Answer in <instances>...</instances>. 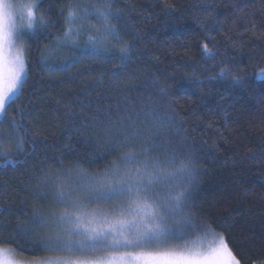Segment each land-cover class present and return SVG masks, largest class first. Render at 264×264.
Segmentation results:
<instances>
[{"label": "snow or ice", "instance_id": "snow-or-ice-1", "mask_svg": "<svg viewBox=\"0 0 264 264\" xmlns=\"http://www.w3.org/2000/svg\"><path fill=\"white\" fill-rule=\"evenodd\" d=\"M42 3L48 7L38 16ZM116 3L71 0L60 8L62 21H57L51 15L55 0H0V171L29 164L19 157H27L24 145L29 138L35 139L33 112L12 105L28 83L33 60L38 68L66 70L83 55L103 53L120 60L111 81L113 86L119 83L116 78L131 58V41L124 39L126 31L120 25L127 13L116 8ZM177 10L174 4L164 8L170 14ZM28 33L34 46L17 48L16 41ZM63 49L69 50L65 56L60 55ZM202 51L211 64L201 71L210 75L186 74L190 80L199 84L218 79L242 82L243 69L230 64L227 57L217 61L219 52L208 49L207 44ZM114 52L118 55H112ZM221 64L224 66L215 71ZM170 90L171 86L159 87V94L167 96ZM128 99L121 97L115 109L98 105L86 117L99 126L105 150L117 153L103 171L85 168L78 157L69 160L63 153L29 165L25 185L29 195L19 201L23 219L0 220V244L68 254L55 257L50 264H225L221 258L226 250L224 236L219 237L218 246L210 244L207 249L190 245L186 239L198 232L215 236V231L214 222L201 218L193 196L199 183L194 149L189 147L194 141L175 139L183 126L182 121L176 123L179 113L171 107L161 112L147 102L148 112L136 110ZM84 107L91 105L82 103V115ZM75 115L65 113L69 121ZM5 144L10 147L4 148ZM248 152L257 162L264 161V149L259 154L252 149ZM4 198L0 193V199ZM6 211L8 207L0 205V216ZM169 238L185 240V244L170 247ZM9 251L0 247V264H16ZM232 264L240 261L232 257Z\"/></svg>", "mask_w": 264, "mask_h": 264}, {"label": "trees", "instance_id": "trees-1", "mask_svg": "<svg viewBox=\"0 0 264 264\" xmlns=\"http://www.w3.org/2000/svg\"><path fill=\"white\" fill-rule=\"evenodd\" d=\"M70 2L55 0L52 18L62 21L60 8ZM173 4L177 11H164ZM47 7L42 3L37 15ZM115 7L127 13L120 25L126 31L124 39L131 41V58L115 86L112 71L120 60L103 53L83 55L66 70L38 68L33 60L28 83L12 108L23 105L33 112L35 139L29 138L24 145L27 157H19L29 164L0 171V193L5 197L0 205L8 207L0 220L23 219L19 201L29 195L25 185L30 164L63 153L69 160L78 157L85 168L103 171L117 153L105 150L99 126L86 117L98 105L115 109L121 97H128L136 110L148 112L146 102L161 112L174 108L179 113L176 123L183 122L175 139L194 141L189 147L194 149L199 183L193 196L201 218L214 222L215 236L192 233L187 242L224 236L231 258L240 264H264V161L257 162L248 152L252 149L259 154L264 149V0H117ZM204 44L219 52L217 61L227 57L230 64L243 69L242 82L218 79L199 84L190 80L186 74L210 75L201 71L211 64L202 51ZM29 46H34L31 33L25 39V48ZM68 51L63 49L60 55ZM153 81H157L155 86ZM166 86L171 90L161 96L159 87ZM81 102L91 105L83 108V115ZM66 112L76 115L69 121ZM168 243L178 248L185 240L169 238ZM0 247L28 259L68 255L14 243Z\"/></svg>", "mask_w": 264, "mask_h": 264}, {"label": "rangeland", "instance_id": "rangeland-1", "mask_svg": "<svg viewBox=\"0 0 264 264\" xmlns=\"http://www.w3.org/2000/svg\"><path fill=\"white\" fill-rule=\"evenodd\" d=\"M12 2L28 3L29 0H12ZM27 35L28 34H26V36ZM26 36L25 38L16 41L17 48H25ZM189 244L190 245L195 244V247L197 248L202 247L204 249H207L210 244H212L213 246H218L219 238L211 236V237L203 238L201 240H197ZM182 247H178V248H182ZM4 249L10 250L8 254L10 255L11 259H13L16 262V264H50V261H52L55 257H57V256H50V257H43L38 259H28L18 256L13 250L9 248H4ZM221 258L225 262V264H232V258L227 254L226 250L222 252Z\"/></svg>", "mask_w": 264, "mask_h": 264}]
</instances>
